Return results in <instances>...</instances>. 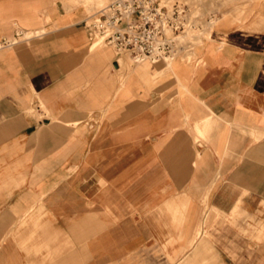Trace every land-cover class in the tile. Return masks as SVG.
I'll list each match as a JSON object with an SVG mask.
<instances>
[{
	"label": "crops",
	"instance_id": "0c3cea01",
	"mask_svg": "<svg viewBox=\"0 0 264 264\" xmlns=\"http://www.w3.org/2000/svg\"><path fill=\"white\" fill-rule=\"evenodd\" d=\"M86 15L0 0V264H264V0L140 64Z\"/></svg>",
	"mask_w": 264,
	"mask_h": 264
},
{
	"label": "built area",
	"instance_id": "2783aa9c",
	"mask_svg": "<svg viewBox=\"0 0 264 264\" xmlns=\"http://www.w3.org/2000/svg\"><path fill=\"white\" fill-rule=\"evenodd\" d=\"M83 24L93 40L101 39L118 53L127 51L136 61L189 57L196 41L208 33V15L192 13L175 0H109L87 14Z\"/></svg>",
	"mask_w": 264,
	"mask_h": 264
},
{
	"label": "rangeland",
	"instance_id": "374dc122",
	"mask_svg": "<svg viewBox=\"0 0 264 264\" xmlns=\"http://www.w3.org/2000/svg\"><path fill=\"white\" fill-rule=\"evenodd\" d=\"M69 1L73 3L83 2L86 5L87 14H89L90 12H92L94 8H98L105 5L109 0H69ZM175 1L186 3L191 9L192 13L203 15V17L208 15V33L205 34L204 36L208 35V37H210L209 34L213 32L214 26L222 18H224L228 14V12L232 15L235 14L241 16L244 7L248 5L252 0H175ZM204 36L200 37L195 44H200ZM103 49H108L111 51V48L109 47H105ZM134 68H135V63L132 62L131 69L129 70H132ZM230 216L231 217L224 215L220 218H217L216 220H213L212 222H210V224H208V226H206L207 231L212 233V238L215 239V241L220 242L221 239L220 235L222 233V229L223 228L226 229L227 226L233 228L239 227L241 228L242 232L248 233L247 228L243 230L242 226H240L239 219L243 218V212L241 213L236 212ZM247 227H250L249 229H251L250 230L251 233L255 229L256 225L255 226L251 225V223L248 222ZM255 237L257 239H261L262 235L259 236L255 235ZM216 246L218 247V243Z\"/></svg>",
	"mask_w": 264,
	"mask_h": 264
},
{
	"label": "bare ground",
	"instance_id": "6f19581e",
	"mask_svg": "<svg viewBox=\"0 0 264 264\" xmlns=\"http://www.w3.org/2000/svg\"><path fill=\"white\" fill-rule=\"evenodd\" d=\"M100 40H101V39L98 40L99 43L101 42ZM122 54H129V53H128L127 51H123ZM129 55H130V54H129ZM173 58H174V57L169 58V59H167V60H173ZM133 60H134V59H133ZM146 60H150L151 62H153L150 58H145V59L140 60V61H136V60H134V61H135L136 64H140V63H142V62H144V61H146Z\"/></svg>",
	"mask_w": 264,
	"mask_h": 264
}]
</instances>
